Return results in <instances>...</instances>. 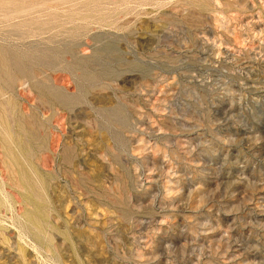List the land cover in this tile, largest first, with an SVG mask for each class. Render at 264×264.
<instances>
[{
	"label": "rangeland",
	"instance_id": "1",
	"mask_svg": "<svg viewBox=\"0 0 264 264\" xmlns=\"http://www.w3.org/2000/svg\"><path fill=\"white\" fill-rule=\"evenodd\" d=\"M0 264H264V0H0Z\"/></svg>",
	"mask_w": 264,
	"mask_h": 264
}]
</instances>
